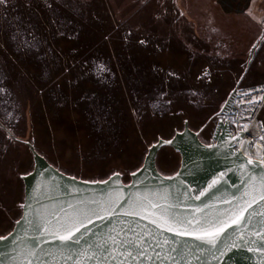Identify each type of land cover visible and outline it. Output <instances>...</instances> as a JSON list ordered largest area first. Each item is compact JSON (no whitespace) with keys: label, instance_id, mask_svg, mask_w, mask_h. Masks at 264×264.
<instances>
[{"label":"water","instance_id":"obj_1","mask_svg":"<svg viewBox=\"0 0 264 264\" xmlns=\"http://www.w3.org/2000/svg\"><path fill=\"white\" fill-rule=\"evenodd\" d=\"M243 76L216 115L229 111ZM212 118L159 138L129 183L119 172L104 181L66 174L25 142L34 166L21 176V217L0 236V264H264V166L234 149L222 120L203 143ZM165 147L180 158L172 175L157 169Z\"/></svg>","mask_w":264,"mask_h":264},{"label":"rangeland","instance_id":"obj_2","mask_svg":"<svg viewBox=\"0 0 264 264\" xmlns=\"http://www.w3.org/2000/svg\"><path fill=\"white\" fill-rule=\"evenodd\" d=\"M81 1L88 13L91 10L96 21L97 38L107 43L104 45L105 58L100 57L97 47L96 55H89L92 65L90 79L101 86H108L111 80L120 84L118 96L127 94L131 108L127 113L131 111L133 115L128 113V117H123L124 125L128 118L135 117L139 119L141 131L151 136L157 135L160 125L171 128L175 123L173 115H157L163 100H166L167 93L163 90L173 87L182 78L196 79L206 68L211 72L212 85L216 86L221 81L222 90L230 89L233 85L230 73L239 77L251 59V49L258 45L264 33V0H231L230 12L226 14L220 8V0ZM107 6L110 9L103 11ZM105 17L109 22L104 21ZM70 34L64 38L65 46L74 44L73 36L76 37L77 32L71 31ZM261 52L264 55V46L253 61L250 77L243 86L264 81V56L260 57ZM73 61L79 64L77 58ZM59 63L60 67L64 63V68L68 65L66 57ZM218 71L224 77L220 81ZM26 72L13 71L2 90L5 101L1 105L6 106L4 121L19 140L33 138L53 162L89 177L104 176L101 172L113 169L125 171L123 167H130L133 161L130 152H144L137 142L138 133L130 129L128 148L119 153L120 160L98 159L89 164L81 163L76 153L85 142L81 138L83 133H80L83 129L76 120L78 116L62 104H46L42 102L43 98L36 102L44 87L31 76L39 70L30 66ZM69 78L72 79L71 74H63L59 81ZM147 86L155 87L154 96L148 97L146 91L150 89H143ZM136 87L135 91L131 90ZM159 91L165 95L158 96ZM151 102L153 106L159 105L153 113L147 107ZM53 111L56 113L54 116ZM158 154L156 165L159 169L171 171L177 167L180 158L173 150L165 147ZM22 155L18 148L15 157L21 162L24 160ZM8 224L5 223V229L9 228Z\"/></svg>","mask_w":264,"mask_h":264},{"label":"trees","instance_id":"obj_3","mask_svg":"<svg viewBox=\"0 0 264 264\" xmlns=\"http://www.w3.org/2000/svg\"><path fill=\"white\" fill-rule=\"evenodd\" d=\"M220 6L223 12L225 10L224 14L229 13L230 6H232L231 0H220ZM108 9L110 7H105L103 11H108ZM104 21L109 22L106 17ZM91 22L93 24L90 25ZM95 22L91 16V10L88 13L81 0H5V3L0 4L2 74L4 76L6 74L10 80L9 74L11 73L6 69L20 70L23 74H27L26 71L30 66L39 70L40 73L31 76L37 82H41L44 87V92H40V99L38 98L36 102L43 98L42 102L45 101L46 104L54 103L57 106L62 104L72 114L78 116L76 120L83 129V132L80 133H83L81 138L85 143L81 145V149L77 150L76 154L83 164L93 163L98 159L117 161L119 153L128 148L130 129L132 132L138 133L137 142L141 144L140 147L144 149V152L141 153L140 150H137L139 153L137 151L130 152V155L133 156L130 167H123L125 171L121 168L106 173L101 172L105 175L94 177L82 176L73 170L62 167L57 162H53L48 154L39 148V144L33 138L27 140L51 165L66 174L85 180L104 181L113 173L119 172L122 175V181L129 183L130 174L141 167L148 148L152 144L156 143L159 138L169 140L176 132L182 131L184 120H188L192 130L200 128L218 109L219 105L210 103L211 100L206 97L202 98L192 91L193 89L197 92L199 90L207 92V90H211V83L201 82L197 79L191 80L186 77L166 91L163 90L167 93L166 100H163L157 115L160 116L164 113L173 115L175 123L171 125V128L160 125L157 135L151 136L141 131L139 119L135 117L128 118V123L124 125L123 117L131 114V111L128 112L129 114L127 113L131 108L127 94H122V97L118 96L120 84L111 80L108 86H101L89 77L92 70L89 59L92 54L96 55L95 47L98 48L100 57L105 58L106 56L104 45L107 43L105 40L97 38ZM71 31L77 32L76 37L73 36L74 44L65 46L64 38L66 35H71ZM67 41L69 40L67 39ZM252 46L253 44L249 47V51ZM262 52L260 53L261 58L264 56ZM65 57L68 65L64 68V63H62L60 67L59 60ZM76 58L79 64L73 61ZM63 74L65 76L71 74L72 79H64L60 82ZM230 75L233 77L234 84L238 78L234 76V73H230ZM263 83L264 81H261L258 84ZM202 86L206 89H203ZM150 87L143 88L150 89L146 91L149 94L148 97L154 96L156 93L155 87ZM136 89L138 87L131 90L135 91ZM229 90H224V95ZM164 92L159 91L158 96H164ZM133 102L137 104L134 99ZM152 102L147 106L150 112L159 106H153ZM54 114L56 113L53 111V116ZM201 140L205 144L211 143V128L208 127L203 131ZM23 141L10 138L5 131L0 129V217L2 220L0 236L7 235L21 217V205L24 202V185L21 176L30 173L34 166L32 153ZM18 148L23 154L22 162L15 157ZM112 156L113 158H111ZM179 166L180 160L177 167L171 171H163L158 166L157 169L164 175H172ZM6 222L9 223L8 229H5Z\"/></svg>","mask_w":264,"mask_h":264},{"label":"built area","instance_id":"obj_4","mask_svg":"<svg viewBox=\"0 0 264 264\" xmlns=\"http://www.w3.org/2000/svg\"><path fill=\"white\" fill-rule=\"evenodd\" d=\"M264 29V27H263ZM264 83L240 87L224 114L227 132L234 137V149L264 166Z\"/></svg>","mask_w":264,"mask_h":264},{"label":"flooded vegetation","instance_id":"obj_5","mask_svg":"<svg viewBox=\"0 0 264 264\" xmlns=\"http://www.w3.org/2000/svg\"><path fill=\"white\" fill-rule=\"evenodd\" d=\"M264 38V33H263V35L261 36V38L259 39V42L262 40ZM263 46H264V43H263V45H262V47L260 48V50H263ZM253 49V48H252ZM252 49H251V51H252ZM259 50V51H260ZM258 51V52H259ZM259 53H257L256 54V56H255V58L251 61V63H250V66H249V68L247 69V71L245 72V69H244V71H242V73L240 74V76L238 77V79L234 82V84L231 86V88H230V90L227 92V94H225L224 95V93H225V91L224 90H222L220 87H221V84H220V79L222 80V79H224V77H223V75H220V73H219V71H218V76H219V83H218V85H212V87H210L211 88V90L209 89V90H207V92H204V91H198L197 92V90H193L192 89V91L194 92V94L196 93L197 95H200V96H202V98H204V97H206V99H209V100H211V102L210 103H216V104H218L219 105V107H218V109L209 117V119L211 118V117H213L212 119H211V121H210V123H209V125L207 126V128L209 127V128H211V136H212V133H213V130H214V127H215V125L218 123V121L219 120H222L223 122H224V115H221V116H218V115H216L219 111H220V109H221V107L223 106V104L225 103V101H226V99H227V97H228V95H229V93L235 88V86L237 85V83H238V81L240 80V78L243 76V74H244V76H243V79H242V81H241V83L239 84V86H238V88H237V91H236V95H237V92H238V90H239V88L244 84V82H245V80H247L248 79V77H250V75H249V70L251 69V67H252V63H253V61L256 59V57H257V55H258ZM251 57H252V54H251ZM218 60V59H217ZM251 60V59H250ZM219 61V60H218ZM219 66V65H218ZM205 69V68H204ZM6 71L7 72H9V73H12L13 71L12 70H10V69H6ZM211 75V72H210V70L208 69V68H206L205 70H203V72L200 74V75H198V77L196 78L197 80H199V81H201V82H207V83H211V80H210V78H209V76ZM250 79V78H249ZM10 80L8 79V77H7V75L5 74V76L2 74V68H1V61H0V129H2L3 131H5V133L10 137V138H13V139H16V140H19L14 134H13V130L5 123V121H4V116H3V113L6 111L5 109H6V106H2L1 104V102H4L5 101V98H4V95H3V88H4V85H5V83H7V82H9ZM203 87V89H206L204 86H202ZM236 95L234 96V98H233V100L235 99V97H236ZM233 100H232V102H233ZM231 102V103H232ZM231 103H230V105H231ZM208 119V120H209ZM207 120V121H208ZM185 121V120H184ZM188 121V120H187ZM206 121V122H207ZM189 123V122H188ZM206 128V129H207ZM11 129V130H10ZM19 141H23V140H19ZM24 143L25 142H27V141H23ZM29 142V141H28ZM30 143V142H29ZM166 148H169V147H166ZM158 157V156H157Z\"/></svg>","mask_w":264,"mask_h":264},{"label":"crops","instance_id":"obj_6","mask_svg":"<svg viewBox=\"0 0 264 264\" xmlns=\"http://www.w3.org/2000/svg\"><path fill=\"white\" fill-rule=\"evenodd\" d=\"M260 119H261L263 126H264V111L261 113Z\"/></svg>","mask_w":264,"mask_h":264},{"label":"snow or ice","instance_id":"obj_7","mask_svg":"<svg viewBox=\"0 0 264 264\" xmlns=\"http://www.w3.org/2000/svg\"><path fill=\"white\" fill-rule=\"evenodd\" d=\"M5 3V0H0V4Z\"/></svg>","mask_w":264,"mask_h":264}]
</instances>
